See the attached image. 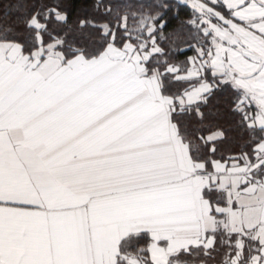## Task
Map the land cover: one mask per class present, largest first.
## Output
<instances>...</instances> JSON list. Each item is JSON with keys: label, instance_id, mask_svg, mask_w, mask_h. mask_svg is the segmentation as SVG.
Segmentation results:
<instances>
[{"label": "snow or ice", "instance_id": "1", "mask_svg": "<svg viewBox=\"0 0 264 264\" xmlns=\"http://www.w3.org/2000/svg\"><path fill=\"white\" fill-rule=\"evenodd\" d=\"M179 2L184 64L159 11L95 0L114 19L78 42L50 30L59 5L16 0L34 11L23 40L0 24V264H264V0ZM222 90L248 140L218 159Z\"/></svg>", "mask_w": 264, "mask_h": 264}, {"label": "trees", "instance_id": "2", "mask_svg": "<svg viewBox=\"0 0 264 264\" xmlns=\"http://www.w3.org/2000/svg\"><path fill=\"white\" fill-rule=\"evenodd\" d=\"M42 2L46 6L59 5L60 10L66 13L68 16L66 27H57L55 24H50V30L54 34H67L69 39H76L79 42L80 31L78 25L82 20H91L95 22H107L114 19V17H105L103 15L104 9H100L99 12L95 10V0H27V3H40ZM104 5L111 6L114 11H130L135 13L144 12L145 14H154L159 11L161 20L157 21V24L164 23L165 28L163 30L161 46L165 52H170V63H177L179 61L186 62L190 56L194 55L193 49L188 44V37L191 34L189 21L192 20L193 10L186 5H181L171 0H103ZM16 0H6L5 4L0 7V24L6 27H11L15 30L16 35L12 38L23 40L27 35L24 33V29L20 26V22L23 20L25 12L30 13L34 11L31 7L26 9L17 10L15 7ZM120 5H129L130 7L125 9ZM163 5V8L156 6ZM11 7L9 15H5L6 10ZM131 24L132 21L130 20ZM194 42V41H193ZM175 43L176 47H187L186 52L174 51L169 48L170 44ZM181 87L179 85L171 89L172 92L177 91ZM232 104V94L229 91H220L210 102L212 110L220 113V117L215 121H208L207 123L213 124L223 128L229 132L227 142L223 143L219 148L220 157H226L228 155H238L242 146L247 143V135L241 134L234 127V121L230 117L229 109ZM205 111H208L207 109ZM190 127H196V122L193 120L190 122ZM141 247L146 246L141 243ZM219 257L213 262V264H219Z\"/></svg>", "mask_w": 264, "mask_h": 264}, {"label": "rangeland", "instance_id": "3", "mask_svg": "<svg viewBox=\"0 0 264 264\" xmlns=\"http://www.w3.org/2000/svg\"><path fill=\"white\" fill-rule=\"evenodd\" d=\"M171 1H175L176 3H179V4H181V5H184V4H182V3H180L179 2V0H171ZM193 10V9H192ZM193 13H194V11H193ZM195 18V15H193V17H192V19H194ZM194 51V50H193ZM194 55H195V52H194ZM185 62H181V61H179V62H177V63H175V64H184Z\"/></svg>", "mask_w": 264, "mask_h": 264}]
</instances>
